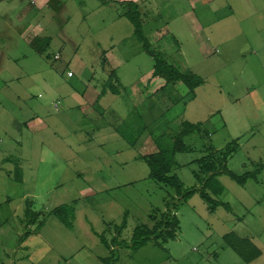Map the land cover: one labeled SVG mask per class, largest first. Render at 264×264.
<instances>
[{"label": "rangeland", "instance_id": "1", "mask_svg": "<svg viewBox=\"0 0 264 264\" xmlns=\"http://www.w3.org/2000/svg\"><path fill=\"white\" fill-rule=\"evenodd\" d=\"M46 1L0 0V264H104L110 251L101 235L112 242L125 218L119 239L130 240L138 224L152 227L151 214L158 210L160 219L174 191L150 177L143 157L158 151L159 136L174 138L182 120L202 121L211 133L185 136L192 151L175 154L173 172L186 187L198 184L194 160L207 153L206 146L226 149L234 139L239 146L228 168L256 178L241 185L221 175L225 191L218 198L232 211H211L195 194L177 212L176 239L164 248L153 242L137 252L121 248L118 263L264 264V0H155L150 7L143 0ZM124 1L142 4L153 50L204 80L193 93L171 88L167 99L161 91L155 118L135 116L128 123L113 108L141 101L134 89L154 59L122 16ZM189 10L198 24L180 18ZM47 37V50H35L36 40ZM89 85L105 96L85 94ZM80 96L102 109L84 105ZM175 99L179 103L167 114ZM108 106L109 115L103 114ZM36 116L41 120L29 129L21 124ZM26 138H33L30 149ZM28 205L38 213L29 229L45 222L40 232L27 234ZM62 205L75 210L72 229L51 214ZM230 232L254 236L261 256L245 261L225 242Z\"/></svg>", "mask_w": 264, "mask_h": 264}, {"label": "trees", "instance_id": "2", "mask_svg": "<svg viewBox=\"0 0 264 264\" xmlns=\"http://www.w3.org/2000/svg\"><path fill=\"white\" fill-rule=\"evenodd\" d=\"M102 1L105 2V0ZM122 4L127 8V10L122 13V16H125L133 24L134 35L142 44L143 50L154 59L153 75L155 77L164 79L168 84L180 82L187 87L189 93H193L197 87L204 83V80L200 76L183 73L162 54L151 48V44L144 33V21L142 19L140 6L137 2L124 1ZM36 41L38 44L34 47L35 50L43 53L47 50L51 42V37L45 38L43 43H40L39 40ZM109 87L111 92L115 94L119 93V89L116 86L114 87L110 84ZM181 127L182 130L179 131L174 138L173 135L166 136V134L159 136L155 141L158 151L143 157L149 166L150 177L157 183L172 188L175 192L172 201L166 202V210L161 214L160 219L157 216L158 210H155L153 214H151V219L155 221L152 227L146 223L138 224L134 228L130 240L119 239L122 230L126 226V218L120 225H116L115 229L117 235L113 237L112 242H109L104 235H101L102 242L110 251L108 257L101 258L104 264H119L118 250L121 248L131 249L133 252H137L150 242H153L160 248H164L165 243L176 239L181 226L180 219L175 210L179 209L185 201L192 198L195 194H199V196L209 204L211 211H215L221 206L227 211H232L229 202H224L218 198L225 189L219 179L221 175H227L241 185H245L250 178H256V174L253 172H246L240 175L228 168V159L237 151L239 146L237 140H234L226 149L221 151L215 152L212 144L206 146L207 154L195 160L199 168L194 174L198 184L186 187L181 178L173 172V166L178 164L175 160V154L177 152L190 151L192 149L185 144V136L197 131L201 135L202 132H205V136L202 135V137L207 138L210 136V132L205 129L202 122L193 123L188 120H183ZM121 133L125 135L124 132ZM129 137L130 136L126 138ZM74 211L73 206L62 205L55 208L51 214L56 216L67 227L73 228L75 219ZM37 218L38 213L32 210L28 205L25 210V219H23V223L26 229H28L27 234L40 231L43 227L45 222L40 223L35 231L31 228L29 229L30 225L35 224ZM224 240L228 246L235 250L247 262L252 261L261 254V251L250 239L240 238L234 232L224 235ZM113 246L116 248H112Z\"/></svg>", "mask_w": 264, "mask_h": 264}, {"label": "crops", "instance_id": "3", "mask_svg": "<svg viewBox=\"0 0 264 264\" xmlns=\"http://www.w3.org/2000/svg\"><path fill=\"white\" fill-rule=\"evenodd\" d=\"M144 1H146V3H147V6L146 7H150V2L152 3L153 2V4H155L156 5V2L157 1H155V0H143V4H144ZM147 1H149V2H147ZM46 4L47 3V1L46 2H44V0H40V5L42 6L43 4ZM177 3V2H176ZM168 4V6H171V4H170V1L167 3ZM142 4H140V6H141ZM191 6V8H193L194 7V4H191L190 5ZM40 7V6H39ZM38 8V6L37 7H35V8H33V9H37ZM141 11V10H140ZM141 13H142V19H143V12L141 11ZM228 16H230V15H228ZM180 18H182V19H185L186 20V18H189L191 21V23L193 24V22L194 23H196V24H198V22L195 20V18L194 17H191V15H190V10L189 11H184V12H182L181 14H180ZM143 21H144V19H143ZM144 23V22H143ZM36 24H38L37 26H36V29H40L41 28V24L40 23H36ZM169 25H170V21H168V23H167V25H166V27H167V29H168V31H169V28H171V27H169ZM38 27H40V28H38ZM29 43H30V41L29 40H27ZM155 64V63H154ZM176 66V65H175ZM177 67V66H176ZM116 68V69H115ZM115 68H113L114 70H116V74H117V77H118V73H117V67L115 66ZM179 68V67H178ZM180 69V68H179ZM183 73H186V74H195L196 75V73H194V72H192V70H184V69H180ZM187 71H190V72H187ZM153 72H154V65H153V67H151L150 69H148V71H146L145 73H144V75H142L141 76V78H140V80H139V82H140V84H138L137 83V85H136V87H135V89H134V91H136L137 93H140V102L139 103H137L139 100H138V98L136 99L135 97H133V98H135V99H133L134 101H135V103H128V105L126 106V105H122V104H120V106H115L114 108H113V111H114V113H115V115L114 116H119L120 118H122L123 120H122V122L123 123H128L129 122V120L130 119H134L135 118V116L140 120V121H145V115L146 116H148V117H151V118H155V116H156V114L159 112L158 111V107L156 106V103H155V100L157 101V100H159V103L161 102L160 101V97H159V94H161L160 92L162 91V93H163V97H166L167 99H169V90L172 88V89H174V90H178V89H180V92L181 91H184V87H186L184 84H182V89H181V86L179 85V84H181L180 82L179 83H171V84H168L164 79H162V78H160V77H155L154 75H153ZM143 78H145V79H143ZM118 79H119V81H120V78L118 77ZM121 83V82H120ZM120 89L121 90H124V91H127V89H128V87L127 86H124L122 83H121V85H120ZM197 89V88H196ZM186 90H187V92L189 93V91H188V89H187V87H186ZM86 92H88V96H90V95H94V97H95V95H96V93H98V95H100L99 93H101V95H104L105 96V94H106V91L104 90V94L102 93V91H100V90H97V88H96V86L95 85H89L88 86V88H87V91H85V94H86ZM195 92V91H194ZM165 95V96H164ZM83 96H84V94H83ZM103 96V97H104ZM145 97V98H144ZM80 98H81V101H84L85 103H84V105H88V107H91V103H93V105L95 106V104H97V106L99 107V109L101 110L102 109V107L101 106H99L98 105V102L96 101L95 102V100L94 101H90L88 98H82L81 96H80ZM58 101H59V99H57ZM179 103L178 101H177V99H175L174 100V104L173 105H171V107H169V108H167V109H165L166 110V113L167 114H169V112H170V110H171V108L174 106V105H176L175 103ZM136 103H137V106H138V109L135 111L133 108H135L136 109ZM161 104H162V102H161ZM130 106L132 107V108H130ZM106 108H108L107 110H109V106L108 107H105V108H103L104 109V111H102V113L104 114H106V112L105 111H107L106 110ZM109 113H110V111H107V115H109ZM117 114V115H116ZM136 114V115H135ZM164 116H165V114H164ZM64 117H66L67 119H69L70 120V118L68 117V116H64ZM40 119V117H35V119L34 120H32V121H29L28 123L26 122V123H22L21 122V124H24L25 126H26V128H28L29 129V124L31 123V124H34V122H36L35 120H39ZM165 119H167V123H174V122H170V119H168V118H166V116H165ZM41 120V119H40ZM58 122H60L61 124H64V122H63V119L60 117V118H58V119H56ZM183 121V120H182ZM189 121V120H188ZM19 122V121H18ZM63 122V123H62ZM198 122H202V121H198ZM42 123H44V122H41V124ZM182 123V122H181ZM193 123H197V122H193ZM144 124L145 125H147V127H148V124H146L145 122H144ZM202 124H203V122H202ZM141 125H142V122H141V124H140V127H141ZM29 126V127H28ZM40 126V125H39ZM180 126H181V124H180ZM204 126V125H203ZM146 127V128H147ZM122 131H120V133H121ZM195 132H197V131H195ZM121 135H122V133H121ZM210 135H211V133H210ZM234 140H237V139H234ZM234 140H232V141H234ZM32 141H33V138H26L25 139V142H26V144H27V146L29 147V149H30V145L32 144ZM188 147H191V146H189V145H187ZM228 146V145H227ZM226 146V147H227ZM192 148V147H191ZM213 148H214V151L216 152V151H221V150H224V149H216L214 146H213ZM190 151H192V149L190 150ZM207 154V153H206ZM205 154V155H206ZM233 155V154H232ZM231 155V156H232ZM204 156V155H203ZM230 156V157H231ZM229 157V158H230ZM18 162V161H17ZM194 163L196 164V169H194V174H195V172L197 171V170H199V168H198V165H197V163L195 162V160H194ZM228 163V162H227ZM195 176V175H194ZM220 178V177H219ZM16 181H18V180H16ZM19 182H22V181H19ZM225 188V187H224ZM224 191H225V189H224ZM224 191H223V193H224ZM222 193V194H223ZM170 194H172L173 196H174V194H175V192H172V193H170L169 192V194L168 195H170ZM221 194V195H222ZM221 195H219V197L221 196ZM220 199V198H219ZM221 200V199H220ZM188 201V200H187ZM187 201H185L184 203H186ZM223 201V200H222ZM225 202V201H224ZM183 203V204H184ZM182 204V205H183ZM181 205V206H182ZM181 206L179 207V209L181 208ZM232 207V206H231ZM179 209H177V210H175V212L177 213L178 212V210ZM39 211V210H38ZM39 214H40V216H42V212H39ZM178 215V214H177ZM75 220V219H74ZM149 222H151V219L149 218ZM74 223V222H73ZM148 224V223H147ZM149 225V224H148ZM70 229H72V228H70ZM40 232V231H39ZM179 233V232H178ZM234 233H236V232H234ZM237 234V233H236ZM238 235V234H237ZM240 238H248V239H250L255 245H256V243H255V241H254V239L252 238V237H254V236H252L251 238L249 237V235L247 236V235H244V236H240V235H238ZM261 254H262V250H261ZM261 256V255H260Z\"/></svg>", "mask_w": 264, "mask_h": 264}, {"label": "built area", "instance_id": "4", "mask_svg": "<svg viewBox=\"0 0 264 264\" xmlns=\"http://www.w3.org/2000/svg\"><path fill=\"white\" fill-rule=\"evenodd\" d=\"M59 58H60V54H56L55 59H59ZM68 75L73 76V72L72 71L68 72Z\"/></svg>", "mask_w": 264, "mask_h": 264}]
</instances>
